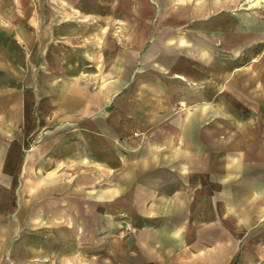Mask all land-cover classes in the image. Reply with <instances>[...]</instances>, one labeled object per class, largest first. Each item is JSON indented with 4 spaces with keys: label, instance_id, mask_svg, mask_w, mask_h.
<instances>
[{
    "label": "crops",
    "instance_id": "crops-1",
    "mask_svg": "<svg viewBox=\"0 0 264 264\" xmlns=\"http://www.w3.org/2000/svg\"><path fill=\"white\" fill-rule=\"evenodd\" d=\"M261 11L0 0V264H264Z\"/></svg>",
    "mask_w": 264,
    "mask_h": 264
},
{
    "label": "rangeland",
    "instance_id": "rangeland-1",
    "mask_svg": "<svg viewBox=\"0 0 264 264\" xmlns=\"http://www.w3.org/2000/svg\"><path fill=\"white\" fill-rule=\"evenodd\" d=\"M249 1H252V0H249ZM261 2V4L264 3V0H259V3ZM254 3V2H253ZM256 3H258V0H256ZM260 16H262V20H264V11H261L260 13H258Z\"/></svg>",
    "mask_w": 264,
    "mask_h": 264
}]
</instances>
